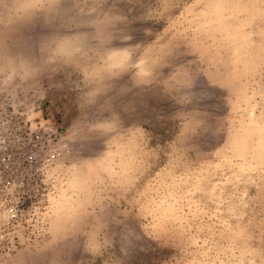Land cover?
<instances>
[{
	"label": "rangeland",
	"instance_id": "374dc122",
	"mask_svg": "<svg viewBox=\"0 0 264 264\" xmlns=\"http://www.w3.org/2000/svg\"><path fill=\"white\" fill-rule=\"evenodd\" d=\"M0 264H264V0H0Z\"/></svg>",
	"mask_w": 264,
	"mask_h": 264
},
{
	"label": "built area",
	"instance_id": "2783aa9c",
	"mask_svg": "<svg viewBox=\"0 0 264 264\" xmlns=\"http://www.w3.org/2000/svg\"><path fill=\"white\" fill-rule=\"evenodd\" d=\"M6 159H8V158H6V157L3 156V160H6Z\"/></svg>",
	"mask_w": 264,
	"mask_h": 264
}]
</instances>
